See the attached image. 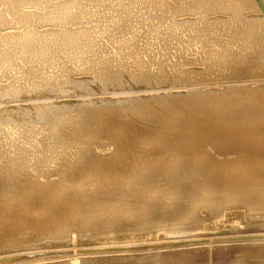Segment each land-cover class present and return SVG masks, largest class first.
<instances>
[{
    "label": "bare ground",
    "instance_id": "6f19581e",
    "mask_svg": "<svg viewBox=\"0 0 264 264\" xmlns=\"http://www.w3.org/2000/svg\"><path fill=\"white\" fill-rule=\"evenodd\" d=\"M0 264H264V0H0Z\"/></svg>",
    "mask_w": 264,
    "mask_h": 264
},
{
    "label": "rangeland",
    "instance_id": "374dc122",
    "mask_svg": "<svg viewBox=\"0 0 264 264\" xmlns=\"http://www.w3.org/2000/svg\"><path fill=\"white\" fill-rule=\"evenodd\" d=\"M77 25H79V24H77ZM75 27H76V26H75ZM45 28H46V26H45ZM45 28H43V29H45ZM41 29H42V28H41ZM55 70H56V69H55ZM12 73H14L13 77H18V76H20V72H15V70H13ZM18 73H19V75H18ZM52 73H53V75H52L51 73H49L50 78H53V77H54V74L56 73V71H53ZM52 76H53V77H52Z\"/></svg>",
    "mask_w": 264,
    "mask_h": 264
}]
</instances>
